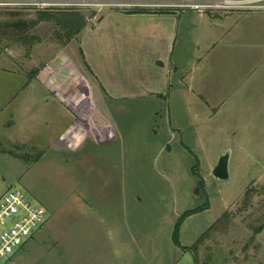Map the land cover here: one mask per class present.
Here are the masks:
<instances>
[{
  "label": "rangeland",
  "instance_id": "374dc122",
  "mask_svg": "<svg viewBox=\"0 0 264 264\" xmlns=\"http://www.w3.org/2000/svg\"><path fill=\"white\" fill-rule=\"evenodd\" d=\"M150 1L0 9L1 26L34 23L28 36L38 39L32 46L0 41V198L20 189L47 211L13 264H196L190 247L225 213L230 226L200 245L199 264H264V229L256 231L264 225V119L241 117L245 124L236 125L216 119L209 129L196 105L171 98L185 71L169 77L161 70L160 80L152 66L135 74L137 45L128 41L137 31L147 40L162 24L140 14L177 12H190L185 18L204 28L210 24L201 15L236 13L259 25L247 31L264 41V7L208 8V0L190 8L177 6L180 0L171 8L141 6ZM40 12L79 13L87 25L67 42L63 27L39 21ZM143 49L170 64L164 40ZM127 68L134 73L126 75ZM248 71L264 72V60ZM224 155L229 177L219 179L213 170ZM247 190L254 196L245 207Z\"/></svg>",
  "mask_w": 264,
  "mask_h": 264
},
{
  "label": "crops",
  "instance_id": "0c3cea01",
  "mask_svg": "<svg viewBox=\"0 0 264 264\" xmlns=\"http://www.w3.org/2000/svg\"><path fill=\"white\" fill-rule=\"evenodd\" d=\"M125 14L135 15L127 12ZM190 14V12L140 14L142 18H152V21L162 24L159 25L158 31L155 29V32L150 34L147 40L144 38L145 34H139V31L136 34L134 32L129 33L131 37L128 38L132 39L128 41L137 45V48L133 47L131 49L133 51L131 55L136 56L137 69L135 74L144 75V73L149 71V67L152 66L154 70L158 69L156 77L160 80L163 75V73L159 72L161 70L168 72L169 77L170 75H177V72L181 73L180 69L184 70L185 76L183 74L178 75V77H182L178 81L182 86L176 87L171 98L173 100L179 98L196 105L201 111L202 117L206 120L209 129L216 119L221 120L223 124L230 123L234 125H236L237 119L240 121L238 124H245L244 121L240 120L241 117H250L252 121L264 119V72L258 71L254 73L248 71L249 67L254 68L264 60V41L258 38L259 36L253 31H247V29H256L259 25L243 21L241 16L236 13L226 16L205 14L200 16L201 18L204 16L208 17L206 22L210 26H206L205 29L203 27L204 23L199 22L198 25H193L188 19L189 17L185 18ZM257 15L260 14H254V16ZM211 33L213 36L208 39V34ZM124 35L126 36L127 33L125 32ZM162 40L165 41V45L169 47L171 53V60L169 64L168 59V65L164 62L166 60L149 59L144 54L143 47L146 42L160 46ZM122 41H126V38L122 37L120 42ZM176 45L180 46L179 55L174 57V47ZM189 49L191 52L187 58L185 52ZM159 55L157 58L160 57ZM62 58L65 62L66 59ZM147 59L148 61H153L149 66L145 63ZM67 60V63H69V59ZM91 67L96 72L94 66L92 65ZM120 68L123 71V68ZM124 73L128 75L134 72L133 69L127 68ZM124 73L122 74L124 75ZM250 79H252L251 85L249 84ZM257 79H262L261 84L256 81ZM182 81L188 86L184 85ZM189 81L191 84L188 83ZM158 89V94L160 95L162 89ZM51 97L49 96L46 100ZM59 103L63 110H70L71 113L69 114L77 117L75 112L72 111V106L68 107L62 101ZM250 106H255V108ZM246 110L257 111L249 114ZM61 113L62 115H67L65 111ZM202 125L206 124L203 122L201 123ZM203 129L204 127L202 126V132L204 131Z\"/></svg>",
  "mask_w": 264,
  "mask_h": 264
},
{
  "label": "built area",
  "instance_id": "2783aa9c",
  "mask_svg": "<svg viewBox=\"0 0 264 264\" xmlns=\"http://www.w3.org/2000/svg\"><path fill=\"white\" fill-rule=\"evenodd\" d=\"M117 1V0H113ZM178 0H152L147 7L171 8ZM183 8H190L195 0H180ZM122 4H131V0H121ZM63 0H0V9L22 7L61 6ZM137 3V2H132ZM238 8L260 9L264 0H208L206 7H227L230 4ZM218 4V5H217ZM136 4H134L135 6ZM140 6V7H141ZM47 221L44 207L34 204L28 195L20 189H11L0 198V264H13L14 256L36 236Z\"/></svg>",
  "mask_w": 264,
  "mask_h": 264
},
{
  "label": "trees",
  "instance_id": "16d2710c",
  "mask_svg": "<svg viewBox=\"0 0 264 264\" xmlns=\"http://www.w3.org/2000/svg\"><path fill=\"white\" fill-rule=\"evenodd\" d=\"M128 13H138L137 11L128 12ZM39 21L45 22H55L60 24L63 27V30L66 32L65 38L69 42L72 38L77 36L87 24V19L85 16L74 13V14H60L56 15L50 12H40L38 14ZM34 23H28L26 21H18L10 24L0 25V41H21L23 40L24 45L32 46L35 41H38L36 37L28 36L30 30L34 26ZM251 190H247L244 194V206L248 207L252 197L254 196ZM205 207L197 208L191 211H188L184 214L183 217L190 216L194 213H197L204 209ZM231 223L230 213H225L220 219H218L202 236L195 242L194 245L190 247V251L194 254L196 264H199V247L200 245L210 237V233L219 232L224 229H227ZM264 229V225L260 226L256 231L260 233ZM179 236V227L176 228L174 232V238L176 243L178 242ZM210 258V257H209Z\"/></svg>",
  "mask_w": 264,
  "mask_h": 264
},
{
  "label": "water",
  "instance_id": "95a60500",
  "mask_svg": "<svg viewBox=\"0 0 264 264\" xmlns=\"http://www.w3.org/2000/svg\"><path fill=\"white\" fill-rule=\"evenodd\" d=\"M228 160L229 156L224 155L220 158L218 164L215 166L213 173L217 178L227 179L229 177Z\"/></svg>",
  "mask_w": 264,
  "mask_h": 264
}]
</instances>
